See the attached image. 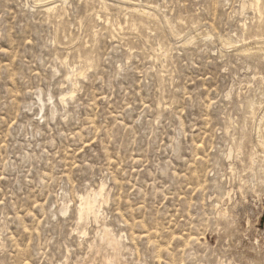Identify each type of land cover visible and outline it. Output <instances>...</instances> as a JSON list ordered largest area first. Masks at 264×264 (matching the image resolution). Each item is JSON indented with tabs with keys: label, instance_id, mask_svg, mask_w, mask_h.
Returning a JSON list of instances; mask_svg holds the SVG:
<instances>
[{
	"label": "rangeland",
	"instance_id": "rangeland-1",
	"mask_svg": "<svg viewBox=\"0 0 264 264\" xmlns=\"http://www.w3.org/2000/svg\"><path fill=\"white\" fill-rule=\"evenodd\" d=\"M251 4L0 0V264H264Z\"/></svg>",
	"mask_w": 264,
	"mask_h": 264
},
{
	"label": "bare ground",
	"instance_id": "bare-ground-1",
	"mask_svg": "<svg viewBox=\"0 0 264 264\" xmlns=\"http://www.w3.org/2000/svg\"><path fill=\"white\" fill-rule=\"evenodd\" d=\"M259 3H260V0H252V4H251V6L252 7H254L255 9H257V10H259ZM47 6V5H46ZM54 8L55 7H53V6H49V7H46V11L47 12H49V11H52V10H54ZM99 190V189H98ZM103 190H104V187H103V185L101 186V188H100V190L97 192V194H96V192H94L95 193V195H97V196H99V197H101L102 196V193H103ZM227 195H228V193H227ZM94 196V195H93ZM92 196V197H93ZM101 199V198H100ZM80 205V204H79ZM94 201H93V199L91 198L90 200H87V201H85V202H83L81 205H80V211H81V216L79 217V220H82V218H83V215H82V210H83V208H86L87 209V212L88 213H92V211H93V209H94ZM87 215V214H86ZM85 215V216H86ZM89 217V216H88ZM84 219V218H83ZM105 234V233H104ZM103 235V234H102ZM116 255V254H115ZM114 259V258H113Z\"/></svg>",
	"mask_w": 264,
	"mask_h": 264
}]
</instances>
